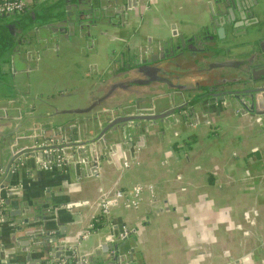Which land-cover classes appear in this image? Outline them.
<instances>
[{
    "label": "crops",
    "instance_id": "0c3cea01",
    "mask_svg": "<svg viewBox=\"0 0 264 264\" xmlns=\"http://www.w3.org/2000/svg\"><path fill=\"white\" fill-rule=\"evenodd\" d=\"M57 1L24 0V10L37 6L62 10ZM135 1L125 18L104 26V35L92 43L62 44L52 52L44 68L49 80L34 86V91L89 92L88 84L99 82L94 76L108 65L112 49L147 38L197 36L213 0ZM0 36H6L5 31L0 30ZM192 45L196 46L194 41ZM11 51L0 48V95L28 89L19 61L14 57L13 65L7 62ZM15 76L23 79L15 82ZM124 146L105 150L109 159H101L93 175L84 166L43 170L29 161L28 169L15 172L10 182H18L26 202L50 195L59 205V236L68 244L78 241L79 254L104 251L101 256H106L105 246H100L119 237V225L124 224L129 234L122 252L128 264H264V115L210 105L195 120L188 117L150 127ZM136 185L142 189L137 207L115 200L101 216V196L112 197L116 190ZM5 219L0 216V264L20 260L4 255L20 249ZM91 222L94 227L88 232Z\"/></svg>",
    "mask_w": 264,
    "mask_h": 264
},
{
    "label": "water",
    "instance_id": "95a60500",
    "mask_svg": "<svg viewBox=\"0 0 264 264\" xmlns=\"http://www.w3.org/2000/svg\"><path fill=\"white\" fill-rule=\"evenodd\" d=\"M58 2L62 10L37 6L21 15L0 14V30L6 35L30 37L27 46L13 49L7 60L11 65L14 57L19 61L28 89H10L0 95L1 217L20 246L17 253L4 254L17 255L19 262L5 259L1 264L61 259L80 264L127 262L122 252L127 236L102 244L106 256H101L104 251L79 254L77 240L68 244L59 236V205L53 204L50 195L23 201L18 182L10 179L23 167L28 169L29 161L40 169V163L56 156L63 157V168L84 166L93 175L98 162L109 159L105 150L115 145L124 150L126 142L146 134L150 127L188 117L195 120L210 105L264 115V0H213L197 36H161L115 47L108 65L94 76L99 82L88 84L89 92L43 94L34 91L29 73L41 54L55 52L62 44L92 43L104 35V26L125 18L136 5L135 0ZM192 41H197L196 46ZM188 46L194 50L192 58ZM229 55L233 59L225 58ZM18 77L15 82L23 79Z\"/></svg>",
    "mask_w": 264,
    "mask_h": 264
},
{
    "label": "built area",
    "instance_id": "2783aa9c",
    "mask_svg": "<svg viewBox=\"0 0 264 264\" xmlns=\"http://www.w3.org/2000/svg\"><path fill=\"white\" fill-rule=\"evenodd\" d=\"M25 6L24 0H0V14H11V13H20L22 12L23 8ZM128 162L124 160L123 166L127 167ZM53 168H63L62 164V158L60 156H56L51 160L43 161L40 163V169L43 170H51ZM141 186H133L129 190H116L112 197L108 196H101L98 202V207L101 216L106 215V213L109 210L110 205L113 204L115 200H121L122 204L125 206H131L132 208L137 207L139 203V195L141 193ZM1 204L2 200L0 198V216H2L1 212ZM94 223L98 222V219L93 220ZM94 223L91 222L89 224L88 232L92 231L94 227ZM87 233V232H86ZM129 234L128 228L121 224L119 229V237H126ZM23 264H28L27 262ZM43 264H80V261L78 260H72V261H66L64 259H61L57 262L53 263H43ZM118 264H128L127 262H121Z\"/></svg>",
    "mask_w": 264,
    "mask_h": 264
},
{
    "label": "flooded vegetation",
    "instance_id": "af4514ba",
    "mask_svg": "<svg viewBox=\"0 0 264 264\" xmlns=\"http://www.w3.org/2000/svg\"><path fill=\"white\" fill-rule=\"evenodd\" d=\"M25 7V6H24ZM24 11V8L22 10V12ZM237 33V32H236ZM202 36V34H201ZM208 36V35H207ZM30 37L25 35V34H16V35H6V36H0V48H10L11 50L13 49H20V48H24L27 46L28 42H29ZM215 41H218L215 37H214ZM197 41H194V43ZM213 42V41H212ZM208 43V41H207ZM196 44V43H195ZM186 45H188V43H186ZM191 51H194L191 49L190 46H188L187 48V53L190 55V57L192 58L193 55L190 54ZM197 54V52L195 53V55ZM188 57V59H191Z\"/></svg>",
    "mask_w": 264,
    "mask_h": 264
},
{
    "label": "rangeland",
    "instance_id": "374dc122",
    "mask_svg": "<svg viewBox=\"0 0 264 264\" xmlns=\"http://www.w3.org/2000/svg\"><path fill=\"white\" fill-rule=\"evenodd\" d=\"M113 50V49H112ZM53 53H47V54H41L40 59L38 60L37 63V71L36 72H32L30 75V85L32 87L34 86H42L43 82L48 81V77H47V72L45 66L46 63L51 59L50 57L52 56ZM38 89H42V88H38Z\"/></svg>",
    "mask_w": 264,
    "mask_h": 264
},
{
    "label": "trees",
    "instance_id": "16d2710c",
    "mask_svg": "<svg viewBox=\"0 0 264 264\" xmlns=\"http://www.w3.org/2000/svg\"><path fill=\"white\" fill-rule=\"evenodd\" d=\"M96 223V222H95Z\"/></svg>",
    "mask_w": 264,
    "mask_h": 264
}]
</instances>
